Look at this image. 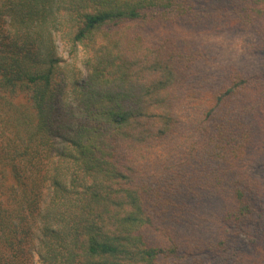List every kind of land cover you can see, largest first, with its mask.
I'll list each match as a JSON object with an SVG mask.
<instances>
[{"label":"trees","instance_id":"16d2710c","mask_svg":"<svg viewBox=\"0 0 264 264\" xmlns=\"http://www.w3.org/2000/svg\"><path fill=\"white\" fill-rule=\"evenodd\" d=\"M232 1L264 44V0ZM196 3L0 0V264H185L173 213L210 234L190 253L264 264V68L196 98L147 40Z\"/></svg>","mask_w":264,"mask_h":264},{"label":"rangeland","instance_id":"374dc122","mask_svg":"<svg viewBox=\"0 0 264 264\" xmlns=\"http://www.w3.org/2000/svg\"><path fill=\"white\" fill-rule=\"evenodd\" d=\"M196 1L195 11L200 14L198 19L186 18L155 25L146 30V35L150 43L166 41L174 45L177 51L193 58L192 64L185 69L184 79L193 86L189 94L197 98L202 96L204 91L208 94L230 85L240 76L252 74L264 68V44L254 26L247 27L236 17L232 0ZM59 51L63 55L66 54L61 42ZM184 60H190V57ZM261 80L264 81V75ZM198 86L201 88H197ZM257 150L258 147L254 149V152L250 150V153L255 158L258 171L261 172L263 169L260 170V167L264 163L262 165L257 163V160L259 162L262 160V155L257 154ZM176 156L177 159L167 164L179 172L188 171L191 166L179 160L183 155L176 154ZM253 161L249 160V167ZM164 178L160 176V181L163 182ZM262 180L264 181V178ZM181 185H187V182ZM201 212L202 208L199 214ZM175 219L178 218L174 213L170 214L167 220L162 221L161 226L169 228L177 253L183 254L188 259V262H184L185 264H209V262L224 264L217 250L203 249L202 244L194 249V253H190L192 245L204 241L210 234L202 232L197 221L195 224L187 221L177 223ZM240 237L243 239L242 248L248 256L244 264H258L260 258L257 260L259 257L257 250L251 249L243 235Z\"/></svg>","mask_w":264,"mask_h":264}]
</instances>
